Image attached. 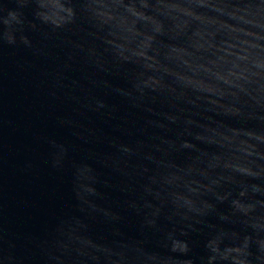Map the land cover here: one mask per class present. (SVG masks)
I'll return each instance as SVG.
<instances>
[{"label": "water", "instance_id": "1", "mask_svg": "<svg viewBox=\"0 0 264 264\" xmlns=\"http://www.w3.org/2000/svg\"><path fill=\"white\" fill-rule=\"evenodd\" d=\"M0 264H264V0H0Z\"/></svg>", "mask_w": 264, "mask_h": 264}]
</instances>
